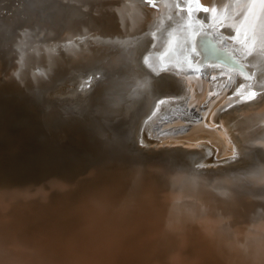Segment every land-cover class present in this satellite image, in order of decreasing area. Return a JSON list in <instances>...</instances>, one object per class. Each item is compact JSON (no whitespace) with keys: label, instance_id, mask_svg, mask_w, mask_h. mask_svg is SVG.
Segmentation results:
<instances>
[{"label":"bare ground","instance_id":"bare-ground-1","mask_svg":"<svg viewBox=\"0 0 264 264\" xmlns=\"http://www.w3.org/2000/svg\"><path fill=\"white\" fill-rule=\"evenodd\" d=\"M72 1L84 14L88 25L77 22L74 25L63 27L62 34L55 39H67L69 45L61 48L58 45L62 44L57 43L52 49L60 54H44L47 61L50 60V56H53L56 61L53 66L48 65L46 70L55 69L56 83L62 85L66 82L74 86L80 85L82 76L85 74H100L101 81L97 87L96 96L86 94L79 98L88 99L89 102L92 100L99 102L105 107L104 111H96V116L99 120L102 119L115 136L103 137L100 141L112 150L109 155L116 159L119 158L120 161L117 167L114 164L110 167V163L106 160L107 157L102 154H107V152L102 148L86 149L88 155L81 158L105 165V175L108 177L111 172L114 173L119 168H127L132 190L136 194H141L139 198L130 201L117 198V195L109 198L104 194V190L92 194L90 198L87 196L85 198L87 200L84 199L81 202L82 206H79L76 211L91 219L82 233H74L73 240L79 244L77 255L86 251L85 245L88 244L96 252L95 257L100 263L105 260L102 264H116V262L113 263L114 257L112 256L120 247L117 248L118 244H114L117 236H120L125 228L139 235L159 234L162 241L166 240L168 243L173 240L169 239L168 235L182 234V238L175 237L176 241L181 246H187L189 254L186 258L179 255L181 258L179 264H197L191 263L194 256L192 247L200 248V251L207 255L202 262L211 259L215 264L219 261L223 264H264V240H250L249 234L233 237L227 230V224L218 218L228 212L230 203L226 200L236 197L235 187L237 185H235L234 178H230L231 183L223 186L224 193L219 199L221 204L215 199V194L211 193V189L205 188L207 195L211 193L208 197H200L192 190V193L179 201V207H175L174 210L171 202L176 197L169 192V188H174V186L169 183L171 178L167 179L169 173L175 175V170L178 168L191 169L195 175L201 176L212 175L213 171H217V167L221 165H225L226 169L232 168L234 175L241 172L244 177H248L249 171L257 165L255 172L260 178L256 184H253L248 195L257 201L263 198L258 195H264V94L259 95L258 90L264 89V2L262 0H196L192 4H184L180 0H161L162 11L158 13L133 6L134 0ZM180 8L184 10L181 11ZM204 8H208V11L205 12ZM186 10L189 11L187 14L192 16L194 14L203 16L204 24L214 27L219 32L217 38L221 34L228 36L224 47L237 45L240 49V56L248 62L249 71L255 79L250 84L251 81H244L247 75L240 77L239 71H233L231 82L236 83V86L226 100L217 104L218 106L212 113L211 124H220L221 131L230 144L229 149H225L228 145H221L215 139L206 136L188 138L182 132L167 136L155 135L156 131L152 136L150 126L147 128L146 138L149 140L155 138L159 141L149 145L141 141L144 122L154 113L159 101H170L162 105L160 110L164 111L169 108L170 111H177L179 101L176 99L186 97L190 94V89L195 95L198 89V84L188 79V74L184 75L190 71L186 69L185 60L191 59L194 62L198 57L194 52V46L192 47L191 31L185 29L191 24L193 28H196V25L194 26L191 22L187 24L189 17L186 15ZM172 26L175 29L169 35L168 40L159 46L161 50L158 56L156 45ZM58 28L60 27H55V29ZM74 36L84 37L86 44L82 46L73 39ZM220 39L223 38L220 37ZM152 50L156 52L150 54L147 63L154 68H152L154 71L166 69L167 72L153 75V71L147 69L145 65L147 63H144L143 58L147 52ZM63 64H69V67L63 70L66 74L56 69ZM57 65L58 67L54 68ZM207 68L208 70L213 69L214 66L210 64L204 66L201 74H207ZM196 72L193 74L199 73ZM187 80H190L189 84ZM227 80L228 77L225 78L223 75L221 77L212 76L208 88L211 97L226 86ZM252 92L257 93L254 99H244ZM170 113L175 115V112ZM165 140L167 142L162 143ZM95 155L103 159L93 160ZM128 156L133 159V162L127 159ZM165 158L168 160H164ZM220 159L224 160L219 161ZM169 160L172 165L166 163ZM136 162L140 163L141 172L146 176L135 174L138 173ZM159 177L165 183L158 184ZM120 178L123 180L124 177ZM57 187H61L59 190H62L64 185L56 184ZM156 190L160 198L157 197ZM68 204L77 205V202L72 201ZM186 206L192 211L186 209ZM186 210L190 213L188 214ZM229 210V212L238 211L237 207ZM171 216H173L171 219H176V222L168 221ZM128 218L130 223L126 221ZM259 228L264 229V222L260 223ZM79 235L84 236V243H80L81 236ZM152 237L148 240L150 245L157 247L162 243L157 237L154 236L157 242ZM23 242L25 243V240ZM108 244H111V247L114 245L115 249V251L108 252L109 254L107 253L110 249L107 248ZM13 245L16 247L14 254L9 253V256L14 261L13 263L7 261L8 263L5 264H29L26 261L29 255L27 246L20 242H14ZM205 246L210 248L206 249ZM68 251L71 253L69 247ZM131 251L130 253L134 250ZM61 253H58V256H61ZM36 254H40V251H36ZM95 257L93 260H97ZM32 261L38 262L37 257ZM77 261L78 264L87 262V260Z\"/></svg>","mask_w":264,"mask_h":264},{"label":"rangeland","instance_id":"rangeland-1","mask_svg":"<svg viewBox=\"0 0 264 264\" xmlns=\"http://www.w3.org/2000/svg\"><path fill=\"white\" fill-rule=\"evenodd\" d=\"M68 45L69 42L65 46L63 44L58 46L61 48L64 46L66 48ZM53 54H60V52L53 51ZM34 55H36L39 59V67L42 65L40 69H48L47 67L50 65L51 59L47 61L44 54ZM52 57L53 56H51V58ZM56 67H58V65L54 66V68ZM68 67L69 64H63L60 66V68L56 69L63 71ZM50 70L48 71L46 78L52 81L53 77ZM63 72L66 74V71ZM54 81L55 79L53 80V83ZM100 81L101 77L96 79L92 89H75L70 91L69 96L67 95V97L64 99L63 97L53 98V102L49 105L58 103L62 110H65L66 112H72L78 122H81V125L78 127L77 125H74L73 121H67L64 123V125L60 126L59 120L60 118L62 119V117H58L51 127L59 130L57 133L61 135L63 140L68 142L70 141V137L68 134H66L68 132L67 128H69L71 131H78L75 142L79 144V148L84 150H95L102 148L108 154L102 153L105 157H107L106 160L110 163L111 167L112 164L116 166L120 159L113 158L111 155H109L112 150H109L107 148L108 145L106 144L107 146H105L104 143L100 141V138H112L115 135L107 128L102 119L99 120L96 116V111H104L105 107L99 102H94L93 100L92 102H89L88 99L82 100L79 98L82 95L86 96V94L88 96L89 94H92L95 97ZM63 84H66V82ZM258 91L260 92L259 95L264 94V89ZM59 114L66 116V113L63 112H59ZM26 125L27 122H25L21 116L9 118L0 115L1 140L3 139V136H5V130L10 132V134H13L14 137H17L18 135L20 136L19 131L21 129L27 128ZM6 135H8V133ZM115 144L117 145L118 142ZM21 151V147L19 148V145L10 140L6 139L3 143H0L1 156L6 158V160H2L0 156V200H3L0 202V264H5L8 262L13 263L14 259L9 256V253L14 254V248H16L13 245L14 242H20V244H25L24 246H27L26 248L29 251V255L27 256L26 261L29 264H55V261L57 262L56 264H78L76 263V260H78L77 262H79V260H87V262L83 264H102L105 260L100 263L98 258L95 257L96 252L88 244L85 245L87 250H84L81 255H77L79 244L73 240L74 233H82L88 221L91 222V219H89L87 215L76 211L79 209V206H82L81 202L87 196L90 198L92 194L103 190L104 194L109 196V198L114 197V195H117V198L127 201L139 198L141 194H136L131 188L132 182L129 180L130 175L127 171V168H119L118 171H114V173L111 172L109 177L106 175V179L102 180L97 178L94 173L97 168L106 170L105 165L100 164L102 166L101 167L99 164L84 160L80 155L71 154L70 151L60 149L58 146L55 149V152L59 155V157L56 158V164H61L62 161H68L71 164L72 170L70 171L63 169V171L57 172V170H55V172L53 169H50L53 171L48 172L44 171V169H38V161L44 158L48 159L49 156L46 154L38 156L35 153H29L27 155L25 154L26 159H32V162H34L30 163V161L25 160V158L22 157ZM7 158L9 160H7ZM127 159H130L133 162L131 157L128 156ZM164 160L168 159L165 158ZM164 160L156 161L162 162ZM153 162L155 164H159L155 161ZM166 163L168 165H172L170 160L166 161ZM94 166H96V168ZM136 167L138 168V173L134 172L135 174L146 176L145 173L141 172L142 167L140 166L139 162H136ZM226 168L227 167H225V165H221L220 167H217V171H213L212 175L204 174L201 176L195 175L191 169L185 168H178L175 170V175L169 173L167 179L171 178L169 183H172V186H174V188H169V192L172 193V196L176 197L171 202L172 209L174 210L175 207H179V201H182L184 197L192 192L195 194L197 193V195H200V197L204 198L208 197L211 193H214L215 199L221 204L219 199L224 193L222 188L224 185L231 183L230 178H234L235 185H237L235 187L236 197H230V200H226L227 203H230L228 212L222 216H219L218 218H220L224 224H227V230L231 235H233V237H236L237 235L242 237L243 234H249L250 240H264V229L259 228L260 223L264 222V195H258L263 197L258 201L257 199H254L252 196L248 195L249 191L253 187V184H256L257 180L260 178V176L255 172L257 165L253 166L254 169L249 171L248 177H244L241 172L234 175V173L232 174L231 171L232 168ZM22 169L29 170V173L26 172L27 170L23 171ZM34 174H37V176H39L42 181L38 182L37 180H34ZM83 175L90 177V180L87 184L83 183L82 179L80 178ZM122 176L124 177L123 180L120 178ZM158 180V184L160 185L165 183L162 181L161 177H159ZM56 184H60L61 186L64 185L63 189L59 190L61 187L56 188ZM67 185L70 187L67 188ZM205 188L211 189V193L209 195L205 193ZM54 191L58 192V197H54ZM156 193L157 197L160 198L158 196L157 190ZM72 201L77 202V205L68 204V202L71 203ZM236 207L238 211L229 212V209H236ZM186 209L191 210V208L188 206H186ZM186 211L188 214L190 213V211ZM172 217L173 216H171L168 221L176 222V219H171ZM126 221L130 223L129 218ZM129 231L130 230L124 228L121 231V235L117 236L114 245L118 244L117 248H120L112 256V258L114 257L112 260L113 263L179 264V260L181 259L179 255L186 258L189 254L187 246H181V244L179 245L176 241L175 237L182 238V234L168 235L169 239H173L171 243H168L166 240L162 241L161 235L159 234L139 235L135 234L133 231H130V234ZM79 236H81L80 243H84V236ZM151 236H153L152 239L154 241H156L154 238L155 236L160 241H162V243L157 247L150 245L148 240H150ZM21 238L22 240H20ZM24 240L25 243L23 242ZM21 241L23 243H21ZM114 245L112 247L111 244L107 245V248H110L107 253H110V251H115ZM35 246L36 248L38 247V249H36ZM68 247L71 250V253H69V251L67 252ZM124 247H126L125 250ZM55 248L57 249L55 250ZM205 248L208 249L210 247L207 248L205 246ZM33 249H35V251ZM130 250L134 251H131L132 253H130ZM36 251H40V254H36ZM192 251L194 256L191 259V263L215 264V262L211 259H209V261L202 262L204 258L207 257V255L202 253L200 248L192 247ZM48 253H50L51 256ZM58 253H61L62 257L58 256ZM134 253L136 255L135 257ZM70 254L73 255L71 256ZM36 257L39 263L32 261ZM78 257L79 259H77ZM94 257L97 260H93ZM217 264L223 263L222 261H219Z\"/></svg>","mask_w":264,"mask_h":264},{"label":"water","instance_id":"water-1","mask_svg":"<svg viewBox=\"0 0 264 264\" xmlns=\"http://www.w3.org/2000/svg\"><path fill=\"white\" fill-rule=\"evenodd\" d=\"M181 1L184 4H192L196 0ZM161 3V0H134L132 5L160 13L162 11ZM180 10L182 11L184 8H180ZM187 12L189 11L186 10V15L189 17L187 24L190 22L194 23L196 28H193L191 24L186 26L185 29L191 31L192 47L194 46V52L198 57L194 62L191 59L185 60L186 69L190 71L182 74H188V79L197 83L198 89L195 95L192 94L190 89V94L186 97H178L176 99L179 101L177 102V111H170L169 108L164 111L160 110L162 105L168 104L167 102L170 101H159L154 113L144 122L141 141L147 145L159 141V139L155 138L154 140L146 138L147 128L150 126L152 136L155 131V135L165 136L178 132L185 133L188 138L206 136L215 139L221 145H228L225 149H229L230 144L223 135L220 124H211L212 113L218 106L217 104H221L226 100L234 90L236 83L231 82L233 71H239L240 77L247 75V79L244 81H251L250 84L255 79L249 71L248 62L245 61L244 57L240 56V49L237 45L224 47L228 36L221 34L217 38L219 32L214 27L204 24L205 18L203 16L194 13L192 16L187 14ZM77 22L88 25L84 14L72 0H0V115L9 118L21 116L27 122V128L19 131V137H14L13 134L5 130V136H3L2 140L0 138V143L7 139L19 145V148L21 147L22 149V157L25 160H28L26 155L29 153H35L38 156L46 154L49 158L38 161V169H44V171L48 172L53 170L63 171V169L72 170L68 161H62L61 164L55 165L56 158L59 157L55 152L58 146L60 149L70 151L71 154L80 155L81 157L88 155V152L80 149L79 144L75 142L78 131H71L67 128L68 132L66 134L70 137L68 142L63 140L61 135L57 133L59 130L51 127L58 117H62L59 120L60 126L67 121H73L74 125L79 127L81 122H78L72 112L62 110L58 103L49 104L53 102V98L63 97L64 99L71 90L92 89L95 80L101 76L99 73L85 74V76H82V81L78 86H74L71 83L61 85V83H55V81L53 83L54 75H56L55 69L51 70L53 80L50 81L46 78L49 70L40 69L39 59L34 54H53L52 48L57 43H62L64 46L68 44L69 41L67 39L55 38L62 34L64 26L74 25ZM57 26L60 28L55 29ZM173 29H175L174 26L157 43L156 54L158 56V52L160 53L161 50L159 46L168 40ZM220 37L223 39H220ZM73 39L82 46L86 44L84 37L74 36ZM156 51L147 52L143 58L144 63H147V58ZM50 59L52 66L56 64L53 57L51 58L50 56ZM208 64L214 66V68L209 70L207 68L208 73L201 74L202 68ZM145 65L147 69L151 70V72L153 71V75H160L168 71L166 69L154 71L150 64L147 63ZM196 71L199 73L194 75L193 73ZM220 74L225 78L228 77L226 86L211 97L208 93V88L211 84L212 76L221 77ZM190 80H187L188 84ZM59 112L66 113V116L60 115ZM170 112H175V115ZM7 133L8 135H6ZM165 142L167 140L162 143ZM201 142L205 143L204 141ZM3 157L1 156L2 160H6ZM95 159L101 161L103 158L95 155L93 160ZM7 160L9 159L7 158ZM222 160L224 159L219 161ZM28 161L34 163L32 159ZM25 170L27 169L23 171ZM105 171L97 168L94 175L104 180L106 179ZM26 172L29 173V170ZM80 178L85 184L90 180V177L84 175ZM33 179L38 182L42 181L37 174L33 175ZM53 195L54 197L59 196L55 191Z\"/></svg>","mask_w":264,"mask_h":264},{"label":"snow or ice","instance_id":"snow-or-ice-1","mask_svg":"<svg viewBox=\"0 0 264 264\" xmlns=\"http://www.w3.org/2000/svg\"><path fill=\"white\" fill-rule=\"evenodd\" d=\"M264 2V0H262ZM204 11L207 12L208 8H204ZM257 96L256 92H252L249 97H245L244 99H254Z\"/></svg>","mask_w":264,"mask_h":264}]
</instances>
